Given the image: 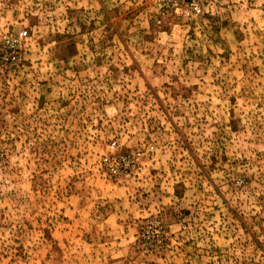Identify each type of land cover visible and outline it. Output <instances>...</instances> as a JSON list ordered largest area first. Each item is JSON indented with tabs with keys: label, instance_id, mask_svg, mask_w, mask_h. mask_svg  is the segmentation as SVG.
I'll return each mask as SVG.
<instances>
[{
	"label": "rangeland",
	"instance_id": "obj_1",
	"mask_svg": "<svg viewBox=\"0 0 264 264\" xmlns=\"http://www.w3.org/2000/svg\"><path fill=\"white\" fill-rule=\"evenodd\" d=\"M195 3L0 0V264H264V0Z\"/></svg>",
	"mask_w": 264,
	"mask_h": 264
},
{
	"label": "built area",
	"instance_id": "obj_2",
	"mask_svg": "<svg viewBox=\"0 0 264 264\" xmlns=\"http://www.w3.org/2000/svg\"><path fill=\"white\" fill-rule=\"evenodd\" d=\"M164 3V6L174 13L186 12L188 15H195L199 12V9L195 3V0H160ZM109 173L115 175L117 170L110 168Z\"/></svg>",
	"mask_w": 264,
	"mask_h": 264
}]
</instances>
